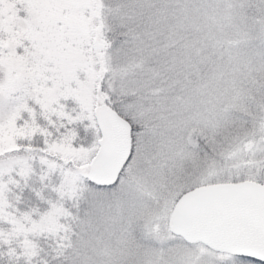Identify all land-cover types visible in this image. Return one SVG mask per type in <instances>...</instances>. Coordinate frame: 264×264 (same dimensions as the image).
I'll return each instance as SVG.
<instances>
[{"label": "snow or ice", "instance_id": "snow-or-ice-1", "mask_svg": "<svg viewBox=\"0 0 264 264\" xmlns=\"http://www.w3.org/2000/svg\"><path fill=\"white\" fill-rule=\"evenodd\" d=\"M0 264H264V0H0Z\"/></svg>", "mask_w": 264, "mask_h": 264}]
</instances>
